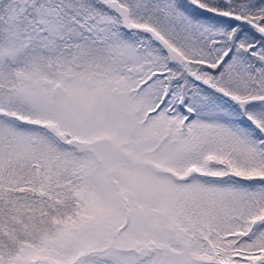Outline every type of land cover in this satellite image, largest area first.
<instances>
[{
  "label": "snow or ice",
  "instance_id": "obj_1",
  "mask_svg": "<svg viewBox=\"0 0 264 264\" xmlns=\"http://www.w3.org/2000/svg\"><path fill=\"white\" fill-rule=\"evenodd\" d=\"M0 264H264V0H0Z\"/></svg>",
  "mask_w": 264,
  "mask_h": 264
}]
</instances>
